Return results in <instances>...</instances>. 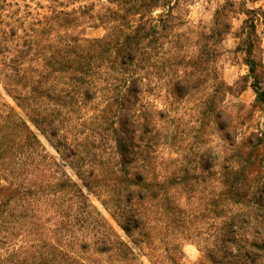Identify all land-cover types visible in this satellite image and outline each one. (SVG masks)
Segmentation results:
<instances>
[{
  "label": "trees",
  "instance_id": "1",
  "mask_svg": "<svg viewBox=\"0 0 264 264\" xmlns=\"http://www.w3.org/2000/svg\"><path fill=\"white\" fill-rule=\"evenodd\" d=\"M81 1L29 21L0 0V84L153 264H185L182 240L196 264H264V9L241 11L240 81L255 99L232 111L226 96L247 85L218 66L229 2L180 31L177 0H109L107 32L89 38L76 31L92 16ZM257 111L263 122L240 136ZM0 264H137L2 102Z\"/></svg>",
  "mask_w": 264,
  "mask_h": 264
},
{
  "label": "rangeland",
  "instance_id": "2",
  "mask_svg": "<svg viewBox=\"0 0 264 264\" xmlns=\"http://www.w3.org/2000/svg\"><path fill=\"white\" fill-rule=\"evenodd\" d=\"M87 1L88 4H93V9L91 8L92 16L90 18L86 17L85 20L89 21L88 24L77 27L76 31H79L82 29V27H85L87 37H101L107 32L108 17L111 14L110 9L117 8L109 0ZM60 2H64V4L68 5V10L79 9V7L84 4V1L81 0H60ZM225 3H228L225 11L228 13V17L232 21V30L224 40L225 51L218 62L219 70L228 84L237 85V88H239L241 85H247L245 90L240 92L238 96L233 94H228L226 96L227 106H229L232 111H235L238 107L241 109L242 104H245L247 107L251 106L255 99V92L250 86L251 79L247 82L240 81L243 75L248 73V66L245 64L246 57L244 51H236V47L238 44H240L241 39L243 40L245 37L241 36L240 38L239 34L241 25L243 24L244 19L247 17L241 11L245 8L257 9L261 7L264 9V0H177L173 13L178 17L180 23L183 24L180 28V31H186L187 27L195 28V26H197L199 23L210 24L213 21L216 10ZM230 3H233V6H230ZM54 4H56L55 0H6V6L3 12L5 15H10L12 17L22 16L29 21H33L35 18H42L43 15L48 13L49 6ZM165 10V7L157 8L153 12V15H157ZM263 29V23L259 22L257 25V30L261 38V49L257 48L254 51V55H256V58L261 56L264 62ZM259 44L260 43H257L258 46ZM0 102H2L6 109L10 111V113L31 133L39 145L51 157L54 164L60 168V171L83 189L87 203L96 213V215L102 220L113 237L119 241H123L131 245L137 264H153L146 254V249L133 245L131 240L126 236L122 228L106 210L101 201L82 186L81 181L68 165L61 162L59 154L51 145V143L32 124L26 113L16 105L14 100L7 94L1 84ZM262 122L263 113L257 111L251 122H247V124L244 126L238 125L240 136L246 131V129L255 128L258 123ZM211 139L213 143L220 142L217 134H213ZM181 247L184 253L182 258L183 263L196 264L200 262L202 253L194 243L189 240H182Z\"/></svg>",
  "mask_w": 264,
  "mask_h": 264
}]
</instances>
